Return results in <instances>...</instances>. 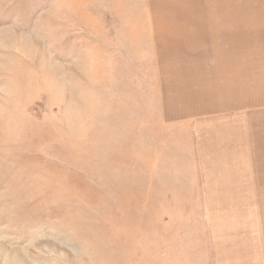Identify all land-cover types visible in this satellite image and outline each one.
<instances>
[{
	"label": "rangeland",
	"instance_id": "1",
	"mask_svg": "<svg viewBox=\"0 0 264 264\" xmlns=\"http://www.w3.org/2000/svg\"><path fill=\"white\" fill-rule=\"evenodd\" d=\"M193 1L0 0V264H215L207 255L236 253L241 230L263 238L247 217L264 209V114L176 121L166 107L191 102L163 86L191 56L212 71L209 108L264 91L262 54L231 65L230 20L206 57L168 26L233 10ZM232 124L249 157L205 147Z\"/></svg>",
	"mask_w": 264,
	"mask_h": 264
},
{
	"label": "crops",
	"instance_id": "2",
	"mask_svg": "<svg viewBox=\"0 0 264 264\" xmlns=\"http://www.w3.org/2000/svg\"><path fill=\"white\" fill-rule=\"evenodd\" d=\"M193 3H225L224 0H197L193 1ZM232 5V11H222L219 7H207L203 11H199L202 13H196L195 11L190 12H177L179 18H175L177 21H184L183 23L171 24L168 23V26H171L172 29H177L179 31H184L188 37L190 36L191 40L194 43V46H198L199 53H203V56L207 55V40L209 33H215L216 41L219 39L220 33L227 26L228 21L230 20L231 26V48L233 51H236L235 55L231 56L232 64H245L238 58H246V55H258L262 54L263 57H258V60L264 64V0H248L246 3L240 4V0H231V2H226ZM240 4V5H239ZM241 5H249L251 6L248 10L240 11ZM253 5H256L253 11H250ZM220 9V10H219ZM212 10V11H210ZM231 17V18H228ZM186 45L191 47V44L188 41L184 42ZM198 44V45H195ZM213 44V42H212ZM36 50V49H35ZM231 50V52H232ZM198 53V54H199ZM184 63H188V65L184 66L183 69V80L178 78H173V70L168 68V75L166 81H164V92L172 91L173 88L176 87L177 91H182L187 93L184 99L190 100L189 106H185L183 110L180 107H177L176 104L166 103V107L169 112L175 113L178 117L175 119L176 121H185V118H192V120H200L206 119L210 116L219 117H229L233 116L234 118L238 116V119L242 117H246L244 120L250 119L249 116L264 114V91L261 92L260 95H255L254 92H250L247 95L243 96H230V99L226 101L227 104L232 105L231 107H218L219 110H215L208 107V91H209V82H208V74L210 71L209 64L206 63V58H198L195 56H191L188 60H185ZM219 64V68L224 65ZM264 68V65H263ZM210 71V72H209ZM233 77L236 76L232 74ZM172 80V86L167 84V80ZM189 83L184 85L185 81ZM166 84V86H165ZM224 87V85H223ZM236 87L231 90V94L236 91ZM167 93V92H166ZM167 99L172 100V94L167 93ZM243 101V102H241ZM263 112V113H262ZM213 121V120H211ZM244 125V124H243ZM198 127V125H197ZM255 126H252L254 128ZM193 128H196L193 126ZM204 129L208 130L206 126H203ZM256 128H262V126H256ZM209 131V130H208ZM206 131L205 133L207 134ZM240 132L241 125L232 124L230 129L227 128L219 130V128L212 135L215 139H208L209 135L204 140L207 145L205 147L208 148V140L212 141H221L224 147H227L229 151H224L225 155L229 156H238L241 157H249L250 154H253L254 151H245L250 150V144H240L241 136L239 138L231 136L232 132ZM245 140L242 142L244 143ZM242 150V151H240ZM203 152H201L202 154ZM221 153V152H220ZM200 154V155H201ZM193 156H196L193 155ZM207 163L206 161H203ZM233 162H255L252 159H243V160H232ZM259 215H248V222H256L258 216L261 218V222L263 225V238L262 234L259 232V228L257 227H248L246 229V239L244 238V231L241 230V246L238 243L237 248L233 250L236 253L228 252L224 253V248L222 249L220 245H216V252L211 253L213 255L209 256V260L212 262L216 260L215 264H264V209L257 210ZM252 220V221H251ZM252 234H257L260 238H262L261 242H253ZM246 242V243H245ZM248 243L250 245L248 248L244 249ZM223 246V245H222ZM214 256V257H213ZM215 259V260H214ZM212 264V263H206Z\"/></svg>",
	"mask_w": 264,
	"mask_h": 264
}]
</instances>
